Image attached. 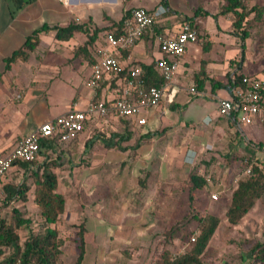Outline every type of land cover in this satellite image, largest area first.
Segmentation results:
<instances>
[{"label": "crops", "instance_id": "1", "mask_svg": "<svg viewBox=\"0 0 264 264\" xmlns=\"http://www.w3.org/2000/svg\"><path fill=\"white\" fill-rule=\"evenodd\" d=\"M182 1L189 14L179 13L169 0H0V156L10 153L22 137L35 132L41 123L73 108L82 110L89 101L111 102L120 96L117 77L105 78L96 91L89 89L85 81L103 34L131 9H147L146 2H152L147 10L163 6L166 13L132 49L123 52L120 59L125 67L155 62L161 57L157 35H176L184 18L198 28L200 36L196 43L187 46L161 104L138 115V119L145 120L143 125L114 115L94 116L71 142L41 140L51 145L40 148L38 161L57 163L54 171L60 175L58 191L65 198L64 211L56 225L59 236L64 238V227L82 221L84 259L89 253V238L97 245L110 242L117 247L151 243L155 217L149 213L160 211L161 206L158 208L148 199L157 194H175L177 188L171 186L181 173L174 165L175 158H197L199 150L212 147L214 150L207 152L201 166L207 173L218 174L219 184L205 182L198 190L209 193L216 187L227 200L237 186L233 179H242L241 163L246 158L238 161V156L260 159L259 154H264L256 146L251 130L259 123L243 125L239 131L231 120L218 113V100L231 98L232 79L242 74L241 64L234 62L238 45L235 46L233 28L221 25L228 16H212L219 12L223 1ZM197 8L201 11L195 14ZM71 23L84 25L90 31L102 29L87 48L90 56L75 54V49L86 41L84 33L75 32L68 40L55 38L53 27ZM42 27L48 29L38 33L39 42L28 58L7 66L6 59ZM191 87L197 94L189 91ZM125 132L130 137L118 141L115 135ZM219 156L231 164L218 160ZM81 195L89 197V204L81 201ZM256 209L257 202L250 211ZM99 228H108L103 240L96 234ZM74 251L78 253L75 244Z\"/></svg>", "mask_w": 264, "mask_h": 264}, {"label": "rangeland", "instance_id": "2", "mask_svg": "<svg viewBox=\"0 0 264 264\" xmlns=\"http://www.w3.org/2000/svg\"><path fill=\"white\" fill-rule=\"evenodd\" d=\"M169 1L173 6L179 8V13L189 14L185 1ZM253 3L264 6V0H252L248 2L249 5ZM151 5L152 2H146L147 9ZM221 25L224 28L232 30L229 17L225 18ZM246 31L248 37L243 43L239 36L235 34V46L238 45V51L236 52L234 62L235 64H241L243 75H253L264 69V20L262 22L251 21L246 26ZM260 125H255L251 130L254 137L253 140H257L255 144H262L261 146H256L259 150L264 151V121ZM213 150L212 147L199 150L197 158L195 157V165L184 163L180 157L175 158L174 165L181 172L177 182L172 183L171 186L172 188L176 186L175 194L172 196L157 194L155 197L148 199L149 202L158 205V208L161 206L160 211L149 213L150 216L155 217V220L152 219L154 227L151 231L153 234L151 243L143 247L139 244H127L117 247L111 246L110 242L97 245L90 242L91 238H89L88 257L84 259L82 264H152L164 250L169 251L171 254L183 253L191 246L190 237L196 236L198 233V222L192 217L195 213L200 216L215 215L219 218L216 232L201 257L202 264H245L247 262L249 264H264V262H250L251 259L249 258L252 247L258 242H264V194L256 200L257 209L254 212L249 211L237 225H230L225 218V212L230 203L231 195L228 194V199L224 200L216 187H212L209 193H206L204 190H192L193 188L189 181V175L192 172H195L199 176L210 175L211 184H219L218 174L215 172L207 173L204 169L202 170L201 166L207 152ZM259 156H261L260 159L243 156V154L238 156V161H243L246 158L241 163L243 171L242 176H240L241 180L249 176L250 173H246L248 168L251 170L253 167H258L264 173V154L260 153ZM222 159L226 165L231 164L229 161H225L223 156L218 157V160ZM38 164L33 165V167ZM28 174L22 168L14 167L4 175L0 182V216H4L10 221L13 216L12 207H18L24 214V217L32 219V227L35 229L38 227L36 224H38L39 217L37 215L38 209L32 202V188L28 193V199L25 204L2 206V186L7 183L16 184L27 177ZM147 183L145 182V188L148 187ZM237 183L238 181L233 179V184L236 185ZM101 187L105 188L104 186ZM102 188H99V190ZM212 194H217L218 199L212 200ZM80 199L84 203L89 204V197L81 195ZM81 223L83 225L82 221ZM79 225L64 227V233L62 234L64 238H61L63 239L62 253L58 264H74L77 254L74 251V244L77 250ZM107 231L108 228H99L96 234H99L98 238L103 240ZM19 236L21 241H23L26 237V230H20ZM96 247H98L97 252L95 251Z\"/></svg>", "mask_w": 264, "mask_h": 264}, {"label": "trees", "instance_id": "3", "mask_svg": "<svg viewBox=\"0 0 264 264\" xmlns=\"http://www.w3.org/2000/svg\"><path fill=\"white\" fill-rule=\"evenodd\" d=\"M249 1L252 0H223L224 3L221 5L219 12L212 15L214 19L219 15L231 18L233 32L239 36L242 43L248 37L246 26L251 21L262 22L264 20V6L257 3L249 5ZM200 11L201 9L197 8L195 14ZM128 14L129 12L124 17ZM123 19L113 24V29L108 31L115 35L120 34L122 32ZM194 28L198 32L196 25ZM46 29L48 28L42 27L27 37L23 47L13 52L6 59L7 66L17 60H26L29 53L34 50L39 42L38 33ZM52 29L55 30V38L60 40H68L75 32L84 33L86 41L82 46L75 49V54L87 56H90L87 49L88 46L93 45L97 33L102 30L94 28L90 31L84 25L73 23L66 27H53ZM122 54L123 52L120 53V56ZM139 67L141 68L140 79L144 88L160 85L162 77L155 68V62L148 65H140ZM242 76V74L235 76V84H240ZM115 136H117L118 141L127 140L130 137V133L125 132ZM50 145L51 143L45 145L40 141L39 148L42 146L49 148ZM261 145L258 144V146ZM37 163L39 164L33 167ZM57 166L54 161L40 163L38 158L31 162L17 161L13 163L11 168H22L24 172L29 174L16 184L7 183L2 186V206L25 204L28 199V193L32 188V202L38 209L39 221L36 224L38 227L34 229L32 227V219L24 217L20 209L15 206L11 209L13 216L10 221L4 216H0V264H11L16 261H19V264H58L62 253L63 239L59 236L56 225L64 211L65 198L58 191L59 177L54 171ZM189 181L193 189H200L206 184L204 177L197 175L195 172L190 173ZM263 194L264 173L258 167H253L249 176L240 180L231 194L230 203L225 212L227 222L230 225H237ZM192 217L198 222V233L194 241L191 242L190 248L180 254H171L169 251L164 250L152 264H202L201 257L216 232L219 218L210 214L200 216L197 213L193 214ZM22 229L26 230V237L23 241H21L19 236V231ZM84 232L85 229L81 223L77 232L79 236L78 253L74 264H82L85 258ZM249 258L251 259L250 262H264V242H258L252 247Z\"/></svg>", "mask_w": 264, "mask_h": 264}, {"label": "built area", "instance_id": "4", "mask_svg": "<svg viewBox=\"0 0 264 264\" xmlns=\"http://www.w3.org/2000/svg\"><path fill=\"white\" fill-rule=\"evenodd\" d=\"M164 13L166 9L163 6H158L153 11L142 7L133 8L124 17L120 34L115 35L110 31L103 34L100 44L94 49V63L85 85L96 91L105 78L117 77L121 85L120 96L111 102L89 101L82 110L73 108L53 120L41 123L35 132L22 137L10 153L0 156V182L14 162H31L38 158L42 139H53L57 144L71 142L82 133L85 123L94 116L106 118L114 115L134 120L137 125L145 123L144 119H138V115L161 104L163 93L172 85L187 46L198 40L197 30L185 18L176 35H157L161 57L155 60V68L162 77V82L158 86L144 88L140 79L141 68L138 65L125 67L120 53L132 49ZM231 84V98L218 100L219 115L231 120L239 131L243 125L261 124L264 121V69L254 75H243L240 84H235L233 78ZM189 91L197 94L194 87ZM183 161L186 164H196L192 157ZM246 173H250V168ZM202 176L206 183L211 184L210 175ZM211 199L217 200V194H212ZM194 238L195 236H191L190 242ZM11 264H19V261Z\"/></svg>", "mask_w": 264, "mask_h": 264}]
</instances>
